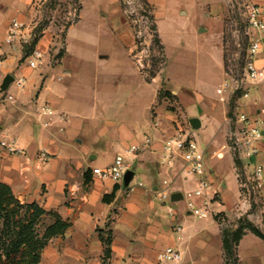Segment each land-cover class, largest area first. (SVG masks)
Listing matches in <instances>:
<instances>
[{"label":"crops","instance_id":"0c3cea01","mask_svg":"<svg viewBox=\"0 0 264 264\" xmlns=\"http://www.w3.org/2000/svg\"><path fill=\"white\" fill-rule=\"evenodd\" d=\"M29 4L30 0H0V55L3 58L0 88L8 74L27 78L23 89H18L13 80L8 89L14 86L15 101L0 105V180L9 183L22 201H37L71 221L66 232L53 237L43 249L39 264H210L211 259L215 264H225L222 224L233 225V229L244 225V233L236 245L237 264H264V238L248 226L253 225L264 233V191L251 204H243L240 169L226 136L223 147L215 143L216 138L204 147L207 177L218 189L219 200L212 202L211 216L199 218L188 209L185 194L197 186L199 177H187L180 162L169 168L161 160L162 142L176 128L172 112L159 106L153 116L159 93L156 81L151 82L155 84L154 101L147 116L135 118L136 106H132V115L116 122L109 114L115 105H108V98L103 99L102 105L94 102L89 114L73 111L67 103L63 83L65 74H70L65 70L71 56L69 42L61 63L52 68L30 66L27 56L24 57L23 40L13 44L5 42L12 19L16 18L19 8ZM212 8L217 10V7ZM49 40L44 35L35 45L44 52V62L49 54ZM125 42L131 53L135 41ZM213 51L226 76L224 43L220 35ZM258 63L264 64V49ZM219 84L214 96L196 88L181 93L173 90L187 101L185 113L189 120L199 118L200 126L203 119L214 120L219 129L222 120L216 110L218 107L224 120H228L227 111L231 110L226 102L228 94L217 92ZM249 91L248 97L237 99L234 108L255 115L264 106V83L251 84ZM214 100L223 101V105H215ZM43 102L56 109L55 121L49 126L37 116V104ZM146 135L153 137V143L130 155L135 171L132 191L93 173V167L111 164L119 152L143 141ZM9 136L16 137L24 153H11L6 149L4 142ZM259 147L255 160L264 166V140L259 142ZM41 149L50 154L49 160L43 163L37 158ZM109 153L111 156L107 158ZM247 170L242 167L244 174ZM165 179L171 182L165 183ZM116 184L120 187L115 196L105 200L104 195L111 193ZM162 189L170 190V198L163 200L159 196L158 191ZM175 192H181L182 196L172 198ZM243 206L246 208L241 211ZM218 214L223 223L217 220ZM177 225L183 226L180 239L175 230ZM108 245L109 254L106 253ZM166 246L180 249L182 259L161 260L159 253Z\"/></svg>","mask_w":264,"mask_h":264},{"label":"rangeland","instance_id":"374dc122","mask_svg":"<svg viewBox=\"0 0 264 264\" xmlns=\"http://www.w3.org/2000/svg\"><path fill=\"white\" fill-rule=\"evenodd\" d=\"M251 3L264 9V0H30L15 17L29 23L39 39L47 35L51 41L47 61L43 59L39 67L60 64L69 42L71 56L65 70L70 74H65L63 83L73 111L89 114L94 102L102 105L108 98V105H115L109 114L116 122L132 115V106H136L135 118L147 116L154 101L155 84L151 82L156 81L158 90H163L153 106V116L160 106L175 115L176 129L195 132L203 148L212 138L223 147L224 136L230 145L231 121L237 112L234 107L243 91L228 94L226 102L233 107L227 111L228 120L221 108L216 109L222 120L219 129L214 120L206 119L195 128L180 93L196 88L216 95V85L225 78L213 51L219 35L224 43L225 68L240 72L249 41L245 13ZM125 41H135L131 53ZM9 90L15 94L13 85ZM214 104L223 105V101L214 100ZM96 112L101 113L100 109ZM216 217L223 223L220 214ZM222 227L231 229L233 225ZM210 264L215 261L211 259Z\"/></svg>","mask_w":264,"mask_h":264},{"label":"built area","instance_id":"2783aa9c","mask_svg":"<svg viewBox=\"0 0 264 264\" xmlns=\"http://www.w3.org/2000/svg\"><path fill=\"white\" fill-rule=\"evenodd\" d=\"M246 34L249 39L246 52L242 59L241 70L236 74L231 68L225 69L226 76L217 86L219 94H232L237 90H242V95L248 97L249 86L256 83H264V64L258 63L259 55L264 49V9L258 3H251L246 9ZM36 34L27 22L19 18H13L5 42L13 44L16 40H23L32 44ZM44 59V52L34 47L27 56L30 66H39ZM3 58L0 55V64ZM25 75L16 76L13 83L18 89H23L26 85ZM16 96L8 88H0V105L15 101ZM38 119L49 126L55 121L56 109L48 102L37 104ZM60 118H64L61 113ZM232 125L229 131L230 148L238 157L247 173L239 171L242 202L246 206L252 200L263 194L264 191V166L255 160L260 152L259 142L264 140V106L260 107L255 115L247 111H239L232 118ZM154 139L151 135H146L141 142H135L119 152L111 164L107 166L93 167V173L103 179H108L120 183L130 192L133 190L132 180L128 186L124 185V177L132 168L130 155H135L144 148L149 147ZM6 149L11 153H24L25 150L18 146L16 137L9 136V140L4 142ZM50 154L46 149H41L37 153L40 162L49 160ZM162 163L169 168H173L177 162L182 165L184 174L188 176H198V184L195 188L186 191L187 206L192 214L199 218L211 216L213 210L211 204L216 200L218 189L207 177L205 149L200 144L196 133L185 128H177L176 131L165 138L162 142L161 151ZM134 177V176H133ZM169 183L168 179L164 180ZM159 196L165 200L170 198L171 192L167 189L158 191ZM198 198L201 201H198ZM243 206L240 210L245 209ZM245 212V211H244ZM243 214V213H242ZM178 239L183 231L182 225L175 228ZM159 258L166 261H179L182 259V252L175 246H166L160 253Z\"/></svg>","mask_w":264,"mask_h":264},{"label":"trees","instance_id":"16d2710c","mask_svg":"<svg viewBox=\"0 0 264 264\" xmlns=\"http://www.w3.org/2000/svg\"><path fill=\"white\" fill-rule=\"evenodd\" d=\"M38 40L36 35L32 44H28L24 57L32 52ZM162 90H159L158 96ZM166 94L171 92L166 90ZM235 159L242 171L241 160L236 156ZM86 174L88 180V172ZM119 187L120 184H116L111 193L104 195V199L111 200ZM70 225L71 221L63 218L57 210L47 209L37 201H22L9 183L0 180V264H39L43 249L50 240L64 234ZM248 226L264 238V233L258 228ZM243 233L242 224L235 229L223 228L225 264H237L236 245ZM106 253H110L109 245Z\"/></svg>","mask_w":264,"mask_h":264},{"label":"water","instance_id":"95a60500","mask_svg":"<svg viewBox=\"0 0 264 264\" xmlns=\"http://www.w3.org/2000/svg\"><path fill=\"white\" fill-rule=\"evenodd\" d=\"M14 78L15 77L12 74L6 75L5 78H4L3 84L1 86V89H3V90L4 89H7L8 86H9V84L14 80ZM190 123L195 128H197V127L200 126V120H199V118H192L190 120ZM134 174H135V171L133 169H129L127 171V173L125 174V177H124V185L125 186H128L130 184L131 180L133 179ZM181 196H182V193L181 192H175V193H173L172 198L176 199V198L181 197Z\"/></svg>","mask_w":264,"mask_h":264}]
</instances>
